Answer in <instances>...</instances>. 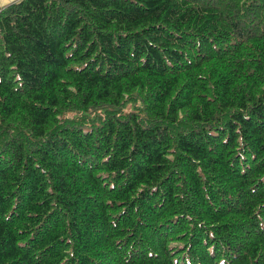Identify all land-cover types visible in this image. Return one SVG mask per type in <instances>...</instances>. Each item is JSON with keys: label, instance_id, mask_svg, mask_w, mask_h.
<instances>
[{"label": "trees", "instance_id": "obj_1", "mask_svg": "<svg viewBox=\"0 0 264 264\" xmlns=\"http://www.w3.org/2000/svg\"><path fill=\"white\" fill-rule=\"evenodd\" d=\"M0 264H264V0L0 10Z\"/></svg>", "mask_w": 264, "mask_h": 264}, {"label": "crops", "instance_id": "obj_2", "mask_svg": "<svg viewBox=\"0 0 264 264\" xmlns=\"http://www.w3.org/2000/svg\"><path fill=\"white\" fill-rule=\"evenodd\" d=\"M21 0H0V10Z\"/></svg>", "mask_w": 264, "mask_h": 264}, {"label": "rangeland", "instance_id": "obj_3", "mask_svg": "<svg viewBox=\"0 0 264 264\" xmlns=\"http://www.w3.org/2000/svg\"><path fill=\"white\" fill-rule=\"evenodd\" d=\"M130 108V107H129ZM129 111V110H128Z\"/></svg>", "mask_w": 264, "mask_h": 264}]
</instances>
